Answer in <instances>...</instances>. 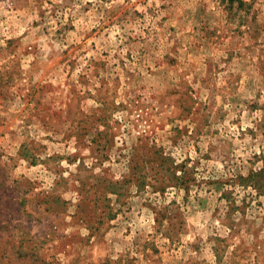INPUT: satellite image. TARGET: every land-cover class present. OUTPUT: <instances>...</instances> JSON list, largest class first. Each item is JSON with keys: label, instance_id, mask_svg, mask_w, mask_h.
<instances>
[{"label": "rangeland", "instance_id": "1", "mask_svg": "<svg viewBox=\"0 0 264 264\" xmlns=\"http://www.w3.org/2000/svg\"><path fill=\"white\" fill-rule=\"evenodd\" d=\"M0 264H264V0H0Z\"/></svg>", "mask_w": 264, "mask_h": 264}, {"label": "trees", "instance_id": "2", "mask_svg": "<svg viewBox=\"0 0 264 264\" xmlns=\"http://www.w3.org/2000/svg\"><path fill=\"white\" fill-rule=\"evenodd\" d=\"M241 2V0H239Z\"/></svg>", "mask_w": 264, "mask_h": 264}]
</instances>
